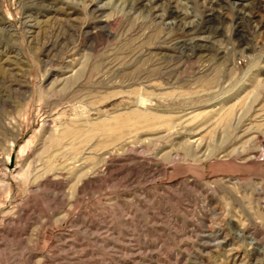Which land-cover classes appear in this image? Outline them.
<instances>
[{"label": "rangeland", "instance_id": "1", "mask_svg": "<svg viewBox=\"0 0 264 264\" xmlns=\"http://www.w3.org/2000/svg\"><path fill=\"white\" fill-rule=\"evenodd\" d=\"M0 264H264V0H0Z\"/></svg>", "mask_w": 264, "mask_h": 264}, {"label": "bare ground", "instance_id": "2", "mask_svg": "<svg viewBox=\"0 0 264 264\" xmlns=\"http://www.w3.org/2000/svg\"><path fill=\"white\" fill-rule=\"evenodd\" d=\"M173 13V12H172ZM175 15V14H174ZM176 16V15H175ZM112 17V16H111ZM164 17V16H163ZM174 17V16H173ZM163 19V18H162ZM109 20L111 19H108V22ZM139 111V110H138ZM144 112L143 110H141V112L138 114V117L136 118V120H141V119H144V120H151L154 118V114H150V113H142ZM226 114V113H225ZM228 114V113H227ZM224 115V114H223ZM225 116V115H224ZM135 120V121H136ZM155 126V125H153ZM140 127V126H139ZM108 128V127H107ZM109 129V128H108ZM148 129V128H147ZM66 131H68V129H66ZM71 131V130H70Z\"/></svg>", "mask_w": 264, "mask_h": 264}]
</instances>
